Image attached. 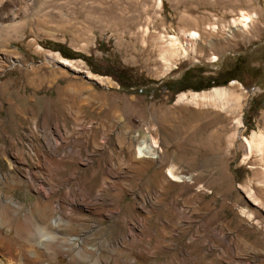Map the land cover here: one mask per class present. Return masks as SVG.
<instances>
[{
    "label": "rangeland",
    "instance_id": "1",
    "mask_svg": "<svg viewBox=\"0 0 264 264\" xmlns=\"http://www.w3.org/2000/svg\"><path fill=\"white\" fill-rule=\"evenodd\" d=\"M251 10L259 15L253 25L229 34L230 21ZM191 31L199 34L194 50L160 57L170 38L182 43ZM56 44L91 57L106 75L81 59L68 60L74 70L47 59L61 57ZM235 64V84L214 87L228 94L221 108L177 101L192 90L160 88L187 69L215 76ZM253 133L264 137V0H0V187L7 182L15 201L32 206L35 188L50 185L56 215L102 230L109 244L132 232L154 246L167 220L140 208L163 185L167 217L176 215L183 230L165 226V243L200 250L229 242L234 263L264 264V148L247 152L244 144ZM152 141L158 157L138 158ZM170 167L190 183L173 182ZM82 198L99 210L76 211ZM30 231L34 241L39 233ZM57 264L69 262L60 256Z\"/></svg>",
    "mask_w": 264,
    "mask_h": 264
},
{
    "label": "bare ground",
    "instance_id": "2",
    "mask_svg": "<svg viewBox=\"0 0 264 264\" xmlns=\"http://www.w3.org/2000/svg\"><path fill=\"white\" fill-rule=\"evenodd\" d=\"M239 14L237 18L230 21L229 34L233 31H247L253 25L257 16H259L252 10L250 12L240 11ZM181 35L185 42L180 43L178 40L170 38L168 44L162 46L163 49L161 50L160 57L164 61H167L178 53L185 54L186 50H194L193 44L199 40V34L191 31L188 33L182 32ZM45 57L56 64L66 66L72 70L75 69L71 61L65 60L57 54L46 53ZM231 84H235V82H231ZM226 96L228 94L223 88H212L208 91L181 93L178 95L177 101L194 105L215 103L219 104L221 108L224 105L222 101L226 99ZM33 129L35 130L36 128L33 126ZM48 135H51L50 131H48ZM244 144L247 152L251 150L261 152L264 148V137L261 134L253 133L249 141L244 140ZM56 146L57 142L54 140L53 147L55 148ZM156 147L155 141H152L149 145L138 147V158H157L158 156L154 155V148ZM28 153L32 155L30 149ZM166 172L175 183H190L187 177L176 174L172 167L167 168ZM158 173L161 172L158 171ZM104 184H106L105 187L108 189L113 187L112 184H108L107 182ZM44 185L35 188L34 191H36L35 194L39 200L38 202H34L32 206H26L23 202L15 201L12 196L8 195V191L12 188L11 186L9 187L7 182L3 183L0 187V213H2L0 217V264H57L60 256L66 257L69 264H137L138 258L150 260L151 264H236L233 262L229 242L223 248H218L215 244L210 247L208 246L209 248L207 249L200 250L194 248L179 249L165 243V226L174 231V233L183 234V230L181 229L180 222L175 217L176 215L173 216L174 218L170 217L172 221L167 217L169 216L168 214H171V209L163 200V185L158 187V196L148 202L143 201L140 208L144 212L142 215L155 213L158 214V218L167 220L159 223L161 227L159 229L160 234L157 236L159 238L156 237V244L154 246L148 244L151 236L146 237L140 233L139 237L132 232L124 237L122 236L123 238L115 237L114 242L109 244L107 238L103 236L104 232L102 230L93 231L91 228L88 230L83 220L76 217L64 216L63 214L56 215V199L54 200L50 197L55 189L50 185ZM99 191L104 192V188H101ZM84 200L82 198L80 202L76 201L72 203V205L76 206V211L81 213L84 210L89 211L91 208L92 210H99V202L97 203L95 200L89 203L88 201L84 202ZM122 202V199H116L113 203V207H115L113 209L118 211ZM100 206H104L103 202H101ZM125 208L134 209L131 203H126ZM117 211H113L107 215H104V212L97 213V215L101 218L105 216L112 217ZM13 222L15 225L12 227ZM31 228H35L39 233L38 238L34 241L29 239ZM216 235H219V241L226 240L225 235H221V232ZM210 239L212 240V238ZM195 245H197V242ZM165 256V261H154L156 257L164 258Z\"/></svg>",
    "mask_w": 264,
    "mask_h": 264
},
{
    "label": "trees",
    "instance_id": "3",
    "mask_svg": "<svg viewBox=\"0 0 264 264\" xmlns=\"http://www.w3.org/2000/svg\"><path fill=\"white\" fill-rule=\"evenodd\" d=\"M53 52L59 53V55L63 59L67 60H74V59H81L83 60L89 68H91V72L94 74L99 75H106L101 74L95 68L92 66V59L91 57H86L81 54H76L72 52L67 46H63L61 44H56L53 49H51ZM238 64L234 65L233 68L228 70L224 73H218L215 76H205L203 75V70L200 68H191L185 70L177 79L174 80H167L162 81L160 84V88L172 93L173 95H176L180 92H185L187 90H192L193 92H200L204 90H208L210 88L214 87H220L223 86L230 81L238 80L237 76H233V73L236 69H238ZM250 71L252 72H258V69L251 68ZM121 78L125 77V74L121 72ZM119 77V76H118ZM259 77V75H257ZM246 87V83H243L242 81H239ZM121 85L124 87L123 83L121 82Z\"/></svg>",
    "mask_w": 264,
    "mask_h": 264
},
{
    "label": "water",
    "instance_id": "4",
    "mask_svg": "<svg viewBox=\"0 0 264 264\" xmlns=\"http://www.w3.org/2000/svg\"><path fill=\"white\" fill-rule=\"evenodd\" d=\"M231 82V81H230Z\"/></svg>",
    "mask_w": 264,
    "mask_h": 264
}]
</instances>
